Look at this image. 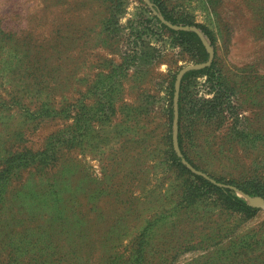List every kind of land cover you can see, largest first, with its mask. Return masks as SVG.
I'll return each mask as SVG.
<instances>
[{"label": "rangeland", "instance_id": "rangeland-1", "mask_svg": "<svg viewBox=\"0 0 264 264\" xmlns=\"http://www.w3.org/2000/svg\"><path fill=\"white\" fill-rule=\"evenodd\" d=\"M163 1L174 16L213 31L214 48L205 41L222 75L223 121L220 128L198 126L190 157L203 173L250 203L257 196L216 179L264 175V0ZM114 3L48 0L42 11L39 0H0L4 21L17 29L31 27L35 39L0 44V100L16 90L9 78L25 50L11 45H51L54 52L43 53L47 68L42 72L49 81L36 89L57 93L56 99L81 97L86 106L93 105L100 87L96 74L129 61L126 77L106 86L116 93V112L108 122L93 125L77 152L63 157L77 163L75 170L62 176L24 170L8 186L0 211V264H135L131 253L146 221L152 226L140 264H264V209L246 218L227 211L214 193L189 207L180 204L183 186L194 181L170 164L165 152L169 79L202 63L191 62L172 34L160 29L156 20L164 17L150 0ZM56 27L61 38L51 41ZM31 56L42 60V53ZM210 84L205 76L190 79V99H210ZM23 112L0 107V165L1 142L7 138L37 149L67 123L39 122ZM51 182L69 203L55 207L50 202ZM137 205L141 215L134 212Z\"/></svg>", "mask_w": 264, "mask_h": 264}, {"label": "trees", "instance_id": "trees-1", "mask_svg": "<svg viewBox=\"0 0 264 264\" xmlns=\"http://www.w3.org/2000/svg\"><path fill=\"white\" fill-rule=\"evenodd\" d=\"M39 1L41 10H46L48 7V0ZM150 1L155 5V8L167 22L173 25L181 24L197 27L205 37V40L207 39L209 45L214 48L215 36L213 31L207 26L192 23L188 19H184L180 16H174L165 6L163 0ZM107 2L110 7L115 4L114 0H107ZM4 20V17L0 15V44L4 42V46H9L11 41H35L32 36L33 29L31 27L26 25L23 28L17 29L11 26V23L14 22L10 20L9 23H6ZM156 23L161 30L166 29L172 34V37L175 40V46L180 48L181 52L187 53L191 62L199 64L207 61L209 55L206 47L195 32L189 30L174 31L169 29L159 20H156ZM108 24L109 22H105V25ZM58 32L59 30L56 27L54 33L57 34V36L55 37V35H53L51 41H53V37L55 41H58L61 38V35L58 36ZM46 39L48 40L47 37H42L41 40ZM14 46L25 47V50L22 51V58L16 63L14 72L9 78L11 85L16 87V90H11L5 93L6 97L0 100V107L4 106L5 109L13 108L18 112L24 111L23 113L26 117L34 120L38 119L39 122L62 119L67 123H65V126L62 129L48 135L37 149L23 145L20 140H10V138L1 142L2 162L0 165V211L2 207L4 208L8 186L22 171L32 169L45 174L56 171L57 176H62L65 175V172L67 171L75 170L74 167L77 163H75V161H64L63 157L68 152H77L82 145V139L88 134L93 125H102L108 122L111 119L110 117L116 112V109L113 106V96L116 93L112 92L113 90H108L106 86L112 85L115 77H126L127 73H125V71L128 69L129 64V61L125 63L123 62L120 63L117 68L110 67L107 72L96 74L95 83L100 87L97 88V92L94 93L95 102L93 105L86 106L81 97H74L71 100H67L62 96H58V99H56L55 96L57 93H41L42 89H36L45 84L47 80L49 81L48 77L45 76L42 71L47 68V64L45 63L47 58L43 57V53L48 51L54 52L51 45L44 46L40 44L37 45V48L34 47L31 49L32 45L29 42H26L24 44L11 45L10 47ZM37 53H42V60H38L36 56H31L36 55ZM134 58L138 57L134 56L131 58V63H133ZM123 66L125 67L123 68ZM199 76H205L207 81L211 83V92L213 95L210 99L194 103L189 97L188 86L190 84V79H195ZM174 82L175 77L172 75L169 79V101L166 107V122L168 125L163 138L166 145L165 152L168 153L170 164L176 166L185 174H188L194 181V183L190 182L189 185L185 184L183 186L184 195L180 198V204H183L184 207H189L195 204L204 194L214 193L218 196L222 207L227 211L241 214L246 218L255 216L258 212V208L251 206L248 202L241 199L232 189L218 186L202 176L191 173L176 156L171 140ZM221 85L222 75L219 69H217L214 61L203 69L188 71L183 75L180 83L178 99V146L183 157L195 169L202 170V172H204V170L196 165L194 159L190 157V151H188V149L190 148V144L193 143L196 133L199 132V125L208 127L213 124L217 128H220L223 121L224 109L223 101L221 99L222 93L220 92ZM216 87L218 89H215ZM98 90H100V92H98ZM184 115L188 117L187 125L185 127L183 126ZM236 135L242 140H251L249 139L250 135L244 132H236ZM20 136L21 135L19 134L18 137ZM256 137L263 138V136ZM69 163H72V165H69ZM53 175L55 176V174L52 173L51 176ZM216 180L219 182L221 181L226 185L233 186L242 194L251 197L257 196L264 199V175H255L254 177H242L240 179H230L225 181H223V178ZM50 184L48 194L50 192L52 193L49 194L51 197L50 202H52L55 207H58L63 202H70L69 198H64L62 196L64 190L58 189V187H55V184L52 182ZM117 195H120V192L117 193ZM70 197L74 200L76 199V195L71 194ZM183 200H185L184 203ZM120 205H126V203H121ZM135 208L134 212L141 215L139 206L137 205ZM59 212L61 213L62 211ZM59 212H57V216L59 215L60 217L61 215ZM124 216H126L125 213ZM151 226L152 222L146 221L142 230L138 233V236H136L137 246L131 253V260L135 264H140L141 260L145 257L143 248L145 243L144 236ZM8 262L9 260L7 263Z\"/></svg>", "mask_w": 264, "mask_h": 264}, {"label": "water", "instance_id": "water-1", "mask_svg": "<svg viewBox=\"0 0 264 264\" xmlns=\"http://www.w3.org/2000/svg\"><path fill=\"white\" fill-rule=\"evenodd\" d=\"M160 21L167 25L169 28L173 29V30H189V31H193L195 32L201 39V41L203 42L204 46L206 47V50L208 52V59L206 62L199 64V65H191L188 67L183 68L181 71H179V73L177 74L176 78H175V82H174V93H173V103H172V108H173V121H172V146H173V150L176 154V156L180 159L181 163L193 174L195 175H199L204 177L205 179L209 180L211 183L216 184L218 186H222L220 183H217L216 181H214L213 179H211L209 176H207L205 173L195 169L182 155L179 146H178V141H177V134H178V99H179V90H180V83H181V79L183 77V75L190 71V70H198L204 67H207L210 65V63L212 62L213 59V52L212 50L209 48V46L207 45L204 36L202 35V33L194 28V27H177V26H173L170 23H168L167 21H165L162 17L159 18ZM251 206L255 207V208H260V209H264V200L261 197H256L254 198L252 201H250L249 203Z\"/></svg>", "mask_w": 264, "mask_h": 264}]
</instances>
